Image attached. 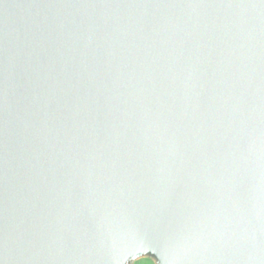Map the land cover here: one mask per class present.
Wrapping results in <instances>:
<instances>
[{"label":"water","instance_id":"1","mask_svg":"<svg viewBox=\"0 0 264 264\" xmlns=\"http://www.w3.org/2000/svg\"><path fill=\"white\" fill-rule=\"evenodd\" d=\"M264 264V0H0V264Z\"/></svg>","mask_w":264,"mask_h":264},{"label":"trees","instance_id":"2","mask_svg":"<svg viewBox=\"0 0 264 264\" xmlns=\"http://www.w3.org/2000/svg\"><path fill=\"white\" fill-rule=\"evenodd\" d=\"M144 264H149V263H144Z\"/></svg>","mask_w":264,"mask_h":264}]
</instances>
